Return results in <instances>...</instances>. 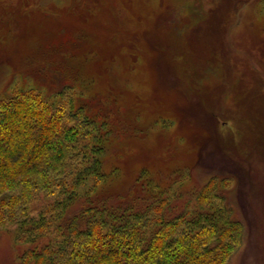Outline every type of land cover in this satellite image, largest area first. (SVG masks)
I'll list each match as a JSON object with an SVG mask.
<instances>
[{
  "label": "rangeland",
  "instance_id": "374dc122",
  "mask_svg": "<svg viewBox=\"0 0 264 264\" xmlns=\"http://www.w3.org/2000/svg\"><path fill=\"white\" fill-rule=\"evenodd\" d=\"M15 82L112 122L104 194L223 179L243 227L225 264H264V0H0V95ZM21 248L1 232L0 264Z\"/></svg>",
  "mask_w": 264,
  "mask_h": 264
},
{
  "label": "trees",
  "instance_id": "16d2710c",
  "mask_svg": "<svg viewBox=\"0 0 264 264\" xmlns=\"http://www.w3.org/2000/svg\"><path fill=\"white\" fill-rule=\"evenodd\" d=\"M36 89L15 82L0 95V233L22 247L16 264H225L234 254L243 227L223 179L184 193L186 176L164 184L143 171L104 194L117 171L105 164L114 125L83 92Z\"/></svg>",
  "mask_w": 264,
  "mask_h": 264
}]
</instances>
